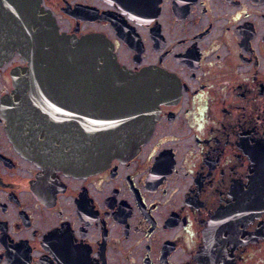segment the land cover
Wrapping results in <instances>:
<instances>
[{
  "label": "flooded vegetation",
  "instance_id": "af4514ba",
  "mask_svg": "<svg viewBox=\"0 0 264 264\" xmlns=\"http://www.w3.org/2000/svg\"><path fill=\"white\" fill-rule=\"evenodd\" d=\"M42 6L61 33L96 34L128 71L157 73L165 95L139 149L72 171L52 109L36 100L30 139L16 136L3 103L28 62L0 60V264H264V0Z\"/></svg>",
  "mask_w": 264,
  "mask_h": 264
},
{
  "label": "water",
  "instance_id": "95a60500",
  "mask_svg": "<svg viewBox=\"0 0 264 264\" xmlns=\"http://www.w3.org/2000/svg\"><path fill=\"white\" fill-rule=\"evenodd\" d=\"M6 4L7 14L11 10L15 16L1 24L0 60L18 51L28 62L13 72L15 91L3 103V115L11 117L16 136L30 139L31 107L38 101L55 111L51 124L71 132L62 134L70 140L62 153L64 160L78 156L71 159L72 171L101 169L139 149L159 118L165 95L162 78L128 71L118 63L112 45L96 34L79 38L61 33L42 0ZM80 125H86V137L80 138ZM74 140L78 143L72 150ZM85 156L86 167H80Z\"/></svg>",
  "mask_w": 264,
  "mask_h": 264
}]
</instances>
